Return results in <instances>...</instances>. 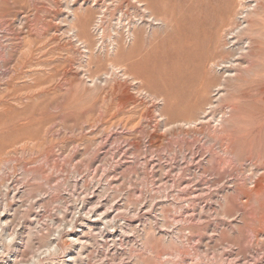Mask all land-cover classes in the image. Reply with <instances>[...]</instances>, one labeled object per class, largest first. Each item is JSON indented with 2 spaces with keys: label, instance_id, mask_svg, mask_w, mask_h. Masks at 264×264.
Here are the masks:
<instances>
[{
  "label": "rangeland",
  "instance_id": "1",
  "mask_svg": "<svg viewBox=\"0 0 264 264\" xmlns=\"http://www.w3.org/2000/svg\"><path fill=\"white\" fill-rule=\"evenodd\" d=\"M226 3L0 0V264H264V0Z\"/></svg>",
  "mask_w": 264,
  "mask_h": 264
},
{
  "label": "bare ground",
  "instance_id": "2",
  "mask_svg": "<svg viewBox=\"0 0 264 264\" xmlns=\"http://www.w3.org/2000/svg\"><path fill=\"white\" fill-rule=\"evenodd\" d=\"M138 3H142L143 7L145 10L148 11L149 14H146L147 16L149 17H152V20L155 21H160L161 23L164 24V26H167L168 24L165 23V21L160 17V13L158 10L161 9L162 13H165V11L163 12L162 8L164 9L165 7V1L167 0H136ZM215 1V0H214ZM213 0H211L212 4H209L208 6L206 5V9H211L216 11L217 13H219L220 11L223 10V8L225 9L226 6L228 5L226 3V0H221L220 3H215ZM239 1V0H237ZM234 2V1H233ZM241 2V0H240ZM246 2V1H245ZM186 3V2H185ZM190 3V2H189ZM232 4V3H231ZM187 5V4H186ZM217 5V6H215ZM234 5V4H233ZM188 6H191V5H188ZM253 6V5H252ZM167 7V6H166ZM193 7V6H192ZM239 7V6H238ZM241 7L243 8L242 4H241ZM240 7V9H242ZM254 7V6H253ZM188 8V7H187ZM258 8V7H257ZM263 8V7H262ZM261 8V9H262ZM194 9V7H193ZM199 9V8H198ZM201 9V8H200ZM239 9V8H238ZM250 9V8H249ZM260 9V8H259ZM188 10V9H187ZM195 10V9H194ZM264 10V9H263ZM160 11V12H161ZM189 11V10H188ZM236 11V10H235ZM239 11V10H238ZM241 11V10H240ZM145 12V11H144ZM195 12V11H194ZM237 12V11H236ZM243 12V11H242ZM166 13H167V10H166ZM187 13V12H185ZM255 13V12H254ZM238 14V13H237ZM240 14V13H239ZM243 14V13H242ZM242 14L240 16H242ZM234 15V14H233ZM246 15V13L244 14ZM243 15V16H244ZM229 16H232V15H229ZM236 16V15H235ZM238 16V15H237ZM238 16V18L240 17ZM217 17V16H216ZM148 18V17H147ZM169 21L172 19L171 17H169ZM176 18V17H175ZM233 18V17H232ZM243 19V18H242ZM241 20V18H240ZM247 20V19H246ZM245 20V21H246ZM254 20V19H253ZM244 21V20H243ZM173 22V21H172ZM227 22V21H226ZM190 24H187L186 26L182 27V28H175V39H178V41L183 38V40L185 39V37L187 36V34H189L191 32V29H192V25H191V22H189ZM234 24V22H232ZM239 24V23H238ZM205 25V23H204ZM208 26L211 25V22H209L207 24ZM206 25V26H207ZM224 25V24H223ZM222 25V26H223ZM227 25V24H226ZM172 26V25H171ZM170 26V27H171ZM177 26V25H175ZM202 26V25H201ZM207 26V27H208ZM174 27V26H173ZM206 27V28H207ZM230 27V26H229ZM228 27V28H229ZM233 27V26H232ZM138 28V27H137ZM203 27H200V29H202ZM210 28V27H209ZM136 29L135 27L133 28V30ZM208 29V28H207ZM211 29V28H210ZM214 31L210 32V33H206L205 31L203 32V30L201 32H203V35L202 37L201 36H198L196 37L197 39H199L198 41H195L197 44L200 43V46H203L204 49L201 53L197 54V57H196V60H197V63L195 64V71L194 72H188V75L187 77L184 76V66L185 65H181L179 66L178 63L176 66L172 67L171 70H170V74H169V79L168 81H170L171 83H173V81H176L175 79H178L177 81L181 83L182 87L184 88V91H185V95H187V100L185 102V105L183 106V109H182V116L183 119H181V121L184 122V124H187V123H193V121L189 120V118L185 117V116H188L189 114H191L194 109L197 108V106L199 105L200 101H201V98L204 94V91L205 89L203 88L204 87V84L206 82H208V79H209V74H208V69H210V66L214 63V60L215 58L217 57L218 55V48L220 47V50H221V46H219V43H218V40H216L217 37H219V29L220 27L218 28H213ZM227 29V28H226ZM140 32L138 30H136V33L139 32V34L141 33V29L139 28ZM209 30V29H208ZM207 30V31H208ZM231 31V30H230ZM228 31V33L226 32V36H229V34H231V32L233 31ZM263 32V30H262ZM131 33V31H130ZM136 33H135V30L134 32L131 33L130 36H133L134 39L136 38ZM224 34V33H223ZM190 35V34H189ZM188 35V36H189ZM195 35H198V34H195ZM221 35V34H220ZM233 36V35H232ZM262 36V35H261ZM215 38V41H212V39ZM228 38H232V37H228ZM240 38V36H239ZM262 38V37H261ZM196 39V40H197ZM223 39V38H222ZM221 39V40H222ZM248 39V38H247ZM239 40V39H238ZM237 40V41H238ZM260 41H262L261 39H259ZM228 41V40H227ZM245 41V40H244ZM254 41V40H253ZM258 41V40H257ZM255 42V41H254ZM195 43V45H196ZM223 43V41H222ZM241 43V42H240ZM117 44V43H116ZM250 45V44H249ZM233 46V45H232ZM199 48V46H196ZM247 47V46H246ZM251 47V46H250ZM225 49V48H224ZM255 49V48H254ZM263 49V48H262ZM201 50V49H200ZM226 50V49H225ZM238 50V49H237ZM240 51V50H239ZM250 52V49L249 51ZM247 52V53H248ZM257 52V51H255ZM263 52V51H262ZM230 53H232L230 51ZM241 55V54H240ZM260 56V55H259ZM233 58V57H232ZM225 59V57H224ZM221 60V58H220ZM226 60V59H225ZM229 62V60H228ZM183 64V63H182ZM196 72V73H195ZM177 76V77H176ZM185 78H187V80H185ZM181 79V80H180ZM169 82V83H170ZM174 84V83H173ZM184 100V99H181V101ZM176 102V101H175ZM176 104V103H175ZM181 106V105H180ZM180 108V107H179ZM178 110V108L176 109ZM177 111H175V114H176ZM174 113V112H173ZM172 113V114H173ZM173 114V115H175ZM180 115V116H181ZM178 116V114H177ZM176 117V116H175ZM173 119V118H172ZM169 120V119H168ZM172 121V120H171ZM11 236V234H10ZM5 252V251H4ZM3 253V252H2ZM1 253V254H2ZM16 264H19V263H16Z\"/></svg>",
  "mask_w": 264,
  "mask_h": 264
}]
</instances>
